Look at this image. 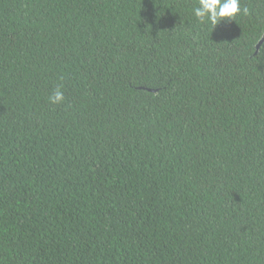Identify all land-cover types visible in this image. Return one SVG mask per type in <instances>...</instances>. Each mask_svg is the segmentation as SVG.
I'll list each match as a JSON object with an SVG mask.
<instances>
[{
    "label": "trees",
    "instance_id": "obj_1",
    "mask_svg": "<svg viewBox=\"0 0 264 264\" xmlns=\"http://www.w3.org/2000/svg\"><path fill=\"white\" fill-rule=\"evenodd\" d=\"M197 6L0 0V264H264V0Z\"/></svg>",
    "mask_w": 264,
    "mask_h": 264
},
{
    "label": "clouds",
    "instance_id": "obj_2",
    "mask_svg": "<svg viewBox=\"0 0 264 264\" xmlns=\"http://www.w3.org/2000/svg\"><path fill=\"white\" fill-rule=\"evenodd\" d=\"M249 9L240 6V0H198L194 15L200 23H211L214 27L221 23L236 22L238 15H248ZM53 105L64 102V93L59 88L48 97Z\"/></svg>",
    "mask_w": 264,
    "mask_h": 264
},
{
    "label": "water",
    "instance_id": "obj_3",
    "mask_svg": "<svg viewBox=\"0 0 264 264\" xmlns=\"http://www.w3.org/2000/svg\"><path fill=\"white\" fill-rule=\"evenodd\" d=\"M264 39L258 44V49L260 48L261 44L263 43Z\"/></svg>",
    "mask_w": 264,
    "mask_h": 264
}]
</instances>
